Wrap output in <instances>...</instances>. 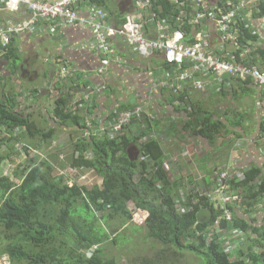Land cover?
<instances>
[{
  "label": "trees",
  "instance_id": "obj_1",
  "mask_svg": "<svg viewBox=\"0 0 264 264\" xmlns=\"http://www.w3.org/2000/svg\"><path fill=\"white\" fill-rule=\"evenodd\" d=\"M88 2L90 9L106 12L109 24L113 18L117 26L125 22L126 14L108 15L107 0ZM151 2L153 9L147 12L156 16L145 15L143 19L149 37H155L154 28L161 20L170 23L171 31L182 29L187 34L195 31L186 20L180 19L186 9L175 0ZM238 4L239 1L233 4L222 0L217 5L211 4L212 12L219 16ZM134 9L137 11L135 5ZM256 18L264 20L263 2L242 9L231 25L238 47L222 45L214 53L221 60L228 61L230 57L232 62L257 67L264 73L262 38L251 28ZM208 19L199 32L206 34ZM11 43L10 39L5 56ZM0 47L3 48L1 44ZM245 48L250 53L242 57ZM115 58L111 55L108 65L99 59L100 64L105 62L102 68L107 67L106 72ZM164 67L171 75L174 73L173 65L165 62ZM77 76L73 83L62 81L53 112L58 127L80 133L76 138L70 134L69 148L65 150L59 146L66 145H53L56 128L38 124L20 110L12 89L4 90L6 93L0 100V256H8L10 264H118L117 256H125L124 247L135 241L140 250L126 255L128 264H264V222L259 225L256 219H240L235 215L240 204L248 216L259 211L260 198L264 197L261 168L234 170L242 172V176L228 178L230 191L226 195L239 196L241 202L223 207L220 195L202 194L194 180L181 183L180 179L172 178V170L165 169V163L176 165L177 157L166 153L165 148L170 145H166L169 141L166 135L158 139L149 136L154 122L148 118L152 114L150 98L142 102L143 111L147 106L149 111L142 112L141 118L134 114L136 106L130 101L111 111L108 117L99 116L98 92L73 100L82 81ZM202 76L205 88L212 82L222 89L249 83L264 96V88L251 78L244 81L224 76L215 80L211 74ZM170 91L176 93L178 101L183 99V93L177 89ZM127 113L132 114L131 120L116 131L114 126L120 122L121 114ZM87 123H92L91 130H96V135L90 138L85 136ZM194 126L193 132L211 144L228 133L224 125L213 122L211 117ZM135 127L136 132L132 130ZM261 128L264 132V121ZM260 141L264 159V138ZM134 147L139 154L132 159L130 151ZM3 148L10 152L3 154ZM43 149H49L48 155L43 154ZM11 152L15 157H23L24 163L8 176L3 168L11 162ZM68 170L73 175H68ZM85 174L95 175L101 184H80L77 179ZM218 184L216 181L211 193ZM130 204L135 206L133 211ZM204 210L212 212L207 222L198 219Z\"/></svg>",
  "mask_w": 264,
  "mask_h": 264
},
{
  "label": "crops",
  "instance_id": "obj_2",
  "mask_svg": "<svg viewBox=\"0 0 264 264\" xmlns=\"http://www.w3.org/2000/svg\"><path fill=\"white\" fill-rule=\"evenodd\" d=\"M209 1L212 5H217L222 0ZM238 1L248 5L264 3V0H227V3L235 4ZM3 6L0 1V31L9 23L29 17L25 7L14 13ZM90 6L88 0L81 2L78 6L80 16L87 17ZM106 8L110 16H124L135 12L132 0H107ZM111 21L112 25H116L113 23L117 21L115 18ZM252 24V31L260 34L261 46L264 47V20L256 18L252 20ZM39 27L35 35L21 33L12 36L8 56L3 55L0 47V100L6 93L4 90L12 89V96L17 95L20 110L32 116L37 123L56 128L53 145L66 131L62 126L58 127V120L54 118L53 112L55 101L60 97L63 69L68 68L74 73V78L76 75L78 79L79 76L82 78L73 100L84 94L96 95L97 88L105 85L104 90L96 95L99 116L108 117L111 111L124 107L128 101L135 106H141L144 100L150 98V119L154 122L149 136L157 133L168 137L166 145H170L165 148L166 153L180 156L177 164L171 165L170 175L180 179L181 183L192 179L200 193L209 194L214 190L218 173L244 171L256 166L261 168L264 175V159L260 147V138H264V132L261 131V123L264 121V96L253 84L238 83L230 89H222L217 83L206 82L207 87L202 92L187 84L182 94L183 99L179 101L176 93L170 90L154 89L152 95H148L149 87L170 75L169 70L164 67L165 59L162 54L143 58L134 47L119 39L113 43L115 56L119 60L109 65L105 74L99 75L97 71L101 66L100 57L90 46L93 33L89 29L61 21L52 24L42 21ZM205 29L210 51L216 54L214 50L222 46L221 33L209 19ZM147 109L149 111L148 106ZM207 117L224 125L228 132L227 135L218 137L214 144L192 130L194 125ZM136 129L135 127L132 130L136 132ZM70 130L67 131L76 138L78 130ZM59 148L62 149L60 146ZM16 150H20L19 147ZM48 150L43 149V154H47ZM134 152L139 154L135 147ZM14 160L17 164L24 163L21 156ZM260 199L262 203L258 212L248 216L240 204V207L235 208V215L240 219H256L262 225L264 197Z\"/></svg>",
  "mask_w": 264,
  "mask_h": 264
},
{
  "label": "built area",
  "instance_id": "obj_3",
  "mask_svg": "<svg viewBox=\"0 0 264 264\" xmlns=\"http://www.w3.org/2000/svg\"><path fill=\"white\" fill-rule=\"evenodd\" d=\"M11 6L4 5V9L10 12H16L22 5L25 6L29 17L21 21L18 25L9 23L5 29L0 31V38L4 46L8 45L12 36L21 33L38 32V25L43 21L47 23H56L61 21L66 24L80 25L89 29L93 33L91 47L100 57L101 60L109 64L108 58L111 55L115 56L114 41L123 39L131 47H134L136 52L143 58H151L154 54H162L167 64L173 65L174 73L165 77L164 80L155 82V86L148 88V95H152L154 89H177L180 93L182 87L191 84L197 91H203L205 82L202 75H214L216 78L223 79L224 76L239 78L244 81L251 78L257 84L264 88V73L254 66H248L232 62V58L221 60L210 51L208 36L205 33L199 32L206 19L214 22L219 32L221 33L222 45L225 48L235 46L238 47L236 32L231 30V25L237 19L238 14L242 9H248L251 5L240 3L234 8L219 16L213 14L214 7L209 0H175L176 4L184 7L180 14L181 20H186L193 30L191 34H187L182 29L171 31V25L166 20H161L156 23L157 29L155 37H149L145 33L144 21L145 15H150L147 9H153L151 0H134V5L137 11L126 14L125 22L119 26L108 23L107 14L101 9H90L87 17H82L79 14V4L83 0H55L53 2L43 0H7ZM3 3V2H2ZM141 11V13H140ZM154 30L150 33H153ZM195 35V36H193ZM194 38L193 41H187L188 38ZM260 47L259 44L256 45ZM250 50L245 48L242 57L249 55ZM115 60H119L118 57ZM105 64V65H106ZM107 67L98 69V74L106 73ZM63 78L68 79L72 76L71 70L63 69ZM199 75V76H198ZM201 75V76H200ZM97 89L99 92L105 88L102 84ZM184 92V91H183ZM139 107V108H138ZM143 112L142 106H136L134 114L141 118ZM132 114H121L120 124H124L131 120ZM148 118H151L149 115ZM116 130V129H115ZM161 135V134H160ZM158 135V137H160ZM166 170H171V165L165 163ZM242 172L234 171L230 173L225 171L221 174V178L217 181L218 187L211 195H220L223 207L236 202L240 203L239 196L226 195L230 191V186L226 183L228 178L239 179ZM4 261V260H3ZM0 261V264H8L7 261Z\"/></svg>",
  "mask_w": 264,
  "mask_h": 264
},
{
  "label": "rangeland",
  "instance_id": "obj_4",
  "mask_svg": "<svg viewBox=\"0 0 264 264\" xmlns=\"http://www.w3.org/2000/svg\"><path fill=\"white\" fill-rule=\"evenodd\" d=\"M1 2H3V4L5 5L6 4V6L8 5V6H11L10 5V2L9 1H7V0H0ZM4 7V6H3ZM23 7H25L24 5H22L21 7H20V9H17L16 10V12H18V11H20ZM0 9H1V7H0ZM26 9V8H25ZM15 13V12H14ZM21 21L22 20H19V21H17V22H15L14 21V24L13 25H18L19 23H21ZM38 28H40L39 27V25H38ZM19 34V32H17V34H15V35H18ZM3 48H2V53H3V55L5 54V52H6V46H2ZM165 59V58H164ZM166 62V61H165ZM105 65V62H103L102 64H101V66L100 67H98V68H102L103 66ZM83 77H84V75H82ZM104 90V89H103ZM103 90H100L99 92H102ZM182 90L184 91V87H182ZM205 90V88L203 89V91ZM183 91L181 92V93H183ZM202 92V91H201ZM139 108V107H138ZM143 112H148V109H144V111ZM121 122V121H120ZM120 122H118V124H116L115 126H114V129H116V131H121L122 130V127H123V125H126L127 123H124V124H120ZM38 124H41L40 122L38 123ZM87 125V127H88V129H87V132H86V134H85V136L86 137H88V138H90V137H92V136H94V135H96L95 134V132H96V130L94 131L93 129L91 130V128H92V123H87L86 124ZM70 134L71 133H69V131H65V132H63L62 133V135L60 136V138L56 141V143H55V146L56 147H58L59 145H66V146H60V147H62V149L63 150H65V147H66V149H68L69 147H68V145H69V143H70ZM80 133H78V135H79ZM158 135H160V134H157V133H155L152 137H156L155 139H158ZM26 143V142H25ZM3 150L4 151H2V153L3 154H7V153H9L10 151L8 150V148L5 150V148H3ZM62 151V150H61ZM130 155L132 156V157H135V155H137V153L136 152H134V150L133 151H130ZM184 154H182V156H183ZM11 157H13L12 159L14 160V158H16L15 157V153H13V152H11ZM180 156H177V160H176V162L178 161V158H179ZM12 161V160H11ZM17 161L16 160H14L12 163H9L8 162V164H12V165H7V166H4V168H3V172H4V175H8V176H12L14 173V170L17 168V166L19 165V164H17L16 163ZM6 171V172H5ZM66 173H68V175L70 174V175H73V171H71V170H68ZM223 172H221V173H218V175H217V179H216V181H218L220 178H221V174H222ZM83 176H85V177H83L82 178V176L80 177V178H78L77 179V181L80 183V184H85V185H87V186H92V185H96V184H100V182L101 181H99V178H97L95 175H90V174H85V175H83ZM129 208H130V210H134V208H135V206L133 205V204H130V206H129ZM135 241H132L131 243H128L125 247H124V249H123V252L128 256L129 255V253H131V252H134V251H137V249L138 250H140V246H137L136 245V242L134 243ZM122 251V250H121ZM117 252V250H115V251H113L112 253L113 254H115ZM135 254H139L138 252H136ZM124 256V255H118L117 256V258H116V260H117V263L118 264H128V258H127V256ZM4 260V261H3ZM0 261H3V262H5V261H7L8 262V264H10V261H9V257L8 256H0Z\"/></svg>",
  "mask_w": 264,
  "mask_h": 264
},
{
  "label": "water",
  "instance_id": "obj_5",
  "mask_svg": "<svg viewBox=\"0 0 264 264\" xmlns=\"http://www.w3.org/2000/svg\"><path fill=\"white\" fill-rule=\"evenodd\" d=\"M212 217V212L210 210H204L198 215V219L202 222H207Z\"/></svg>",
  "mask_w": 264,
  "mask_h": 264
},
{
  "label": "clouds",
  "instance_id": "obj_6",
  "mask_svg": "<svg viewBox=\"0 0 264 264\" xmlns=\"http://www.w3.org/2000/svg\"><path fill=\"white\" fill-rule=\"evenodd\" d=\"M22 21H23V20H22ZM38 31H39V28H38ZM37 33H38V32H37ZM37 33H36V34H37ZM24 34H29V33H24ZM30 34H33V33H30ZM34 35H35V34H34ZM14 36H16V35H14ZM14 36H13V37H14ZM13 37H12V38H13ZM1 45L4 46L3 43H1ZM71 72H72V70H71ZM72 73H73V72H72ZM62 80H63V81H64V80H67L68 82L73 83V81H74V73L72 74V76H71L70 78H68V79H64V78H62Z\"/></svg>",
  "mask_w": 264,
  "mask_h": 264
},
{
  "label": "bare ground",
  "instance_id": "obj_7",
  "mask_svg": "<svg viewBox=\"0 0 264 264\" xmlns=\"http://www.w3.org/2000/svg\"><path fill=\"white\" fill-rule=\"evenodd\" d=\"M259 204V203H258ZM256 208V207H255Z\"/></svg>",
  "mask_w": 264,
  "mask_h": 264
}]
</instances>
